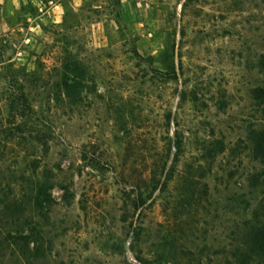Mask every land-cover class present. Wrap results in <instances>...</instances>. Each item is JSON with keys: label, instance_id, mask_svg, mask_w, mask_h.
Masks as SVG:
<instances>
[{"label": "rangeland", "instance_id": "rangeland-1", "mask_svg": "<svg viewBox=\"0 0 264 264\" xmlns=\"http://www.w3.org/2000/svg\"><path fill=\"white\" fill-rule=\"evenodd\" d=\"M2 199L0 264H239L264 219V0H0Z\"/></svg>", "mask_w": 264, "mask_h": 264}, {"label": "trees", "instance_id": "trees-1", "mask_svg": "<svg viewBox=\"0 0 264 264\" xmlns=\"http://www.w3.org/2000/svg\"><path fill=\"white\" fill-rule=\"evenodd\" d=\"M66 87V83H64ZM175 132L174 137V147L175 151L178 152L181 146V140L178 134ZM223 149V142L221 140H214L209 144L208 147H205V153L203 159L205 162L213 161L216 154ZM207 162V163H208ZM162 186V185H161ZM38 193L43 191L42 185H39ZM38 196V194H36ZM35 200H38V197H35ZM145 201L139 200L138 204H135V207H141ZM0 204L3 208L9 207V202L6 199H2ZM252 221L246 220L241 224L242 228V247H236L235 250L231 253L230 257H235L236 261H239V264H250L254 262L255 257L264 258V219L257 221L256 215H252ZM30 241L29 234L23 233L22 231H14L13 234L7 233V236L4 238L6 246L11 247L15 250L17 254L21 257L26 256L27 247ZM37 251V248H35ZM141 264H149L148 260L143 257H137ZM259 263V262H258Z\"/></svg>", "mask_w": 264, "mask_h": 264}]
</instances>
